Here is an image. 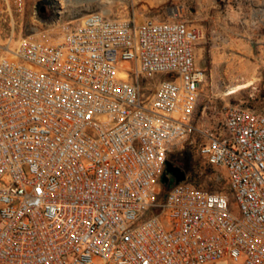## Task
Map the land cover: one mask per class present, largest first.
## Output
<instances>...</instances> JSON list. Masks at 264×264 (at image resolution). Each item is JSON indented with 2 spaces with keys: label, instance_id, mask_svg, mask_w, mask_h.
<instances>
[{
  "label": "built area",
  "instance_id": "2783aa9c",
  "mask_svg": "<svg viewBox=\"0 0 264 264\" xmlns=\"http://www.w3.org/2000/svg\"><path fill=\"white\" fill-rule=\"evenodd\" d=\"M26 3L0 0V19ZM181 17L92 12L55 43L4 49L0 264H264V109L229 105L211 123L202 32ZM250 18L264 29V5ZM184 144L225 190L165 188Z\"/></svg>",
  "mask_w": 264,
  "mask_h": 264
},
{
  "label": "rangeland",
  "instance_id": "374dc122",
  "mask_svg": "<svg viewBox=\"0 0 264 264\" xmlns=\"http://www.w3.org/2000/svg\"><path fill=\"white\" fill-rule=\"evenodd\" d=\"M38 2H44L43 12L37 7ZM260 7L248 0H68L65 6L58 0H27L21 14L0 19V56L7 47L13 50L22 38L55 43L68 28L92 12L137 22L146 18L165 21L171 17L172 10L178 8L182 11L180 19L202 32L198 63L206 67L207 77L201 89L200 109L206 106L211 123L219 124L226 106L264 109V29L250 25L251 14L257 15ZM232 11L242 13L240 27L241 24L246 27L245 21L249 24L244 35H235L233 39L222 27L223 19L228 22ZM216 15L220 18L219 24ZM168 78L158 75L153 81L141 79V85L147 87ZM240 86L243 87L236 89ZM171 160L181 169L186 168L187 173L195 174L196 183L204 189L226 186L225 172L208 167L188 144ZM233 212L238 214L235 205Z\"/></svg>",
  "mask_w": 264,
  "mask_h": 264
},
{
  "label": "crops",
  "instance_id": "0c3cea01",
  "mask_svg": "<svg viewBox=\"0 0 264 264\" xmlns=\"http://www.w3.org/2000/svg\"><path fill=\"white\" fill-rule=\"evenodd\" d=\"M250 4H257V5H264V0H248ZM213 14H218L217 11H213ZM240 15H242V13L240 14V12H235L232 11L229 13V17H228V22H225V20L223 19V28L225 29L226 32L231 33L230 37L233 39V37L235 35H241V34H245L246 33V27L248 29L249 24L245 21V26L241 24L240 27ZM217 17V23H220V18L218 17V15H216ZM230 25H232V27H230ZM196 55H197V60H198V44L196 46ZM206 68V67H203Z\"/></svg>",
  "mask_w": 264,
  "mask_h": 264
},
{
  "label": "water",
  "instance_id": "95a60500",
  "mask_svg": "<svg viewBox=\"0 0 264 264\" xmlns=\"http://www.w3.org/2000/svg\"><path fill=\"white\" fill-rule=\"evenodd\" d=\"M41 11L43 12L44 8H42ZM168 175H171L174 178L175 184H179L185 181L186 179L185 172L181 168L174 166L170 161L166 162L165 172L161 178L162 184L164 185L168 184L169 181Z\"/></svg>",
  "mask_w": 264,
  "mask_h": 264
},
{
  "label": "trees",
  "instance_id": "16d2710c",
  "mask_svg": "<svg viewBox=\"0 0 264 264\" xmlns=\"http://www.w3.org/2000/svg\"><path fill=\"white\" fill-rule=\"evenodd\" d=\"M37 7L40 9V11L42 10V8L44 7V2H38V4H37ZM199 64V63H198ZM202 67V66H201ZM203 68V67H202ZM204 69H206V68H204ZM206 71H207V69H206ZM242 107H245V108H250V109H254V108H252V107H250V106H247V105H241ZM254 110H256V109H254ZM209 167V166H208ZM210 168H212V167H210ZM184 172H185V174H186V180L187 181H193V182H196V180H195V177H196V175L195 174H192V173H187V171H186V168H183L182 169ZM175 184V182H174V179H172L171 180V184H168V185H166L165 186V188H168V187H170V186H172V185H174ZM198 186H200V185H198ZM218 189H220V190H225V186H223V187H221V188H218ZM210 191H216V189L215 190H210ZM162 197H163V195H162Z\"/></svg>",
  "mask_w": 264,
  "mask_h": 264
},
{
  "label": "flooded vegetation",
  "instance_id": "af4514ba",
  "mask_svg": "<svg viewBox=\"0 0 264 264\" xmlns=\"http://www.w3.org/2000/svg\"><path fill=\"white\" fill-rule=\"evenodd\" d=\"M174 166L179 167L176 161L169 160ZM180 168V167H179ZM169 181L168 184H171V180L174 179L171 175H168Z\"/></svg>",
  "mask_w": 264,
  "mask_h": 264
},
{
  "label": "bare ground",
  "instance_id": "6f19581e",
  "mask_svg": "<svg viewBox=\"0 0 264 264\" xmlns=\"http://www.w3.org/2000/svg\"><path fill=\"white\" fill-rule=\"evenodd\" d=\"M60 1L61 4H63L64 6L68 3V0H58ZM174 12V11H173ZM2 23V22H1ZM4 25V24H3ZM5 28V27H4ZM243 86H240V87H237L236 89H240L242 88Z\"/></svg>",
  "mask_w": 264,
  "mask_h": 264
}]
</instances>
